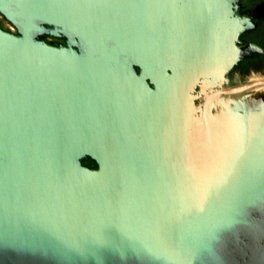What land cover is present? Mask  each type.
Wrapping results in <instances>:
<instances>
[{"label":"water","instance_id":"obj_1","mask_svg":"<svg viewBox=\"0 0 264 264\" xmlns=\"http://www.w3.org/2000/svg\"><path fill=\"white\" fill-rule=\"evenodd\" d=\"M237 1L0 0V264H264Z\"/></svg>","mask_w":264,"mask_h":264},{"label":"flooded vegetation","instance_id":"obj_2","mask_svg":"<svg viewBox=\"0 0 264 264\" xmlns=\"http://www.w3.org/2000/svg\"><path fill=\"white\" fill-rule=\"evenodd\" d=\"M236 13L247 18L249 25L239 36L238 44L244 47L246 52L236 66L238 81L231 87L245 85V92L253 90L254 96L257 94V97L264 101V0H238ZM40 38L53 44L65 42L64 38H58L60 40L56 43L49 40L56 37L46 35Z\"/></svg>","mask_w":264,"mask_h":264},{"label":"bare ground","instance_id":"obj_3","mask_svg":"<svg viewBox=\"0 0 264 264\" xmlns=\"http://www.w3.org/2000/svg\"><path fill=\"white\" fill-rule=\"evenodd\" d=\"M218 84H220V83H218ZM210 85L211 84H209V86ZM210 88L212 90V89H215V88H218V87H215L214 85H211ZM254 93H255V91H253V90L252 91H246L245 93H240V95L237 94V95H233L232 97H224L221 100V102H222V104H225V103H227L229 101H235V102H238V103H242V102H245L246 99H249L252 96H254ZM256 96H257V94H256ZM215 99L217 100V98H215ZM216 100L212 101V104L215 103Z\"/></svg>","mask_w":264,"mask_h":264},{"label":"rangeland","instance_id":"obj_4","mask_svg":"<svg viewBox=\"0 0 264 264\" xmlns=\"http://www.w3.org/2000/svg\"><path fill=\"white\" fill-rule=\"evenodd\" d=\"M0 22H1L2 27L4 29L16 32V28L8 20H6L2 15H0ZM49 40H54L57 43L60 39H58V38H50ZM230 77L232 78V79H230V85H232V84H234L235 82L238 81L236 73L231 74ZM200 91H201V89L199 87L198 88V92H200ZM197 102L199 103V100H197ZM90 166H92V165H90Z\"/></svg>","mask_w":264,"mask_h":264},{"label":"trees","instance_id":"obj_5","mask_svg":"<svg viewBox=\"0 0 264 264\" xmlns=\"http://www.w3.org/2000/svg\"><path fill=\"white\" fill-rule=\"evenodd\" d=\"M83 163L87 165L95 166V163L91 159H84Z\"/></svg>","mask_w":264,"mask_h":264}]
</instances>
